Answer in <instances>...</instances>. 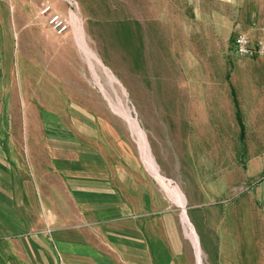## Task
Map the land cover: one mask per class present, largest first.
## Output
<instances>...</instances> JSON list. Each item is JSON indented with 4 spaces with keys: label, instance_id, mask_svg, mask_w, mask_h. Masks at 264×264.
I'll use <instances>...</instances> for the list:
<instances>
[{
    "label": "rangeland",
    "instance_id": "rangeland-1",
    "mask_svg": "<svg viewBox=\"0 0 264 264\" xmlns=\"http://www.w3.org/2000/svg\"><path fill=\"white\" fill-rule=\"evenodd\" d=\"M6 2L3 31L19 64L0 100L16 107L19 132L29 118L34 137L17 143L24 164L27 149L39 165L48 158L39 118H62L135 158L185 210L202 264H264V86L232 88L227 78L264 58L233 51L238 33L264 43V0ZM131 121L183 207L146 166Z\"/></svg>",
    "mask_w": 264,
    "mask_h": 264
},
{
    "label": "crops",
    "instance_id": "crops-1",
    "mask_svg": "<svg viewBox=\"0 0 264 264\" xmlns=\"http://www.w3.org/2000/svg\"><path fill=\"white\" fill-rule=\"evenodd\" d=\"M5 3L0 92L19 64L3 31ZM255 62L227 75L232 88L264 86V58ZM15 108L0 100V264H194L180 212L135 158L47 115L38 124L48 158L39 165L27 149L25 165L17 143L34 136L26 113L19 132Z\"/></svg>",
    "mask_w": 264,
    "mask_h": 264
},
{
    "label": "bare ground",
    "instance_id": "bare-ground-1",
    "mask_svg": "<svg viewBox=\"0 0 264 264\" xmlns=\"http://www.w3.org/2000/svg\"><path fill=\"white\" fill-rule=\"evenodd\" d=\"M79 43L83 47V48L81 47L82 49L88 50L86 48L85 43L82 40H80ZM128 117L129 116L127 115L126 118L129 120ZM132 123H134L133 124V127H132V130L137 135L138 144H139V147L141 149V152H143L144 159H145V162L147 164L146 166H148L150 168V170L152 171V173L154 175H156L160 179V181L163 183V185H164V182H163L164 179L161 176H159V174H158L159 172L157 173L156 164L154 163V161H153V159L151 157V154H150V151H149V147H148L147 142L145 140L146 137L144 136L143 132L140 130V128L138 127V125H135L136 124L135 122H132ZM164 189L167 192V194H169V196H171L173 198L174 202L178 206L183 207L185 200H184L183 195L181 194V192L177 188H169L168 185H164ZM180 216H181L182 225L185 228L184 230H185L186 235H187V236L186 235L185 236L189 238V240H190V242H191V244L193 246V249L195 251L196 261H197L196 263L197 264H202L201 255H200V249H199V245H198L197 238L194 235V232H193V230L191 228V225L188 222L187 217H186L185 213L183 212V210H181Z\"/></svg>",
    "mask_w": 264,
    "mask_h": 264
},
{
    "label": "built area",
    "instance_id": "built-area-1",
    "mask_svg": "<svg viewBox=\"0 0 264 264\" xmlns=\"http://www.w3.org/2000/svg\"><path fill=\"white\" fill-rule=\"evenodd\" d=\"M58 18H54L53 21H57ZM58 27L61 30L65 29L62 21H58ZM233 51L238 56L244 57H255L264 55V43L259 42V44L255 47L253 46L248 37L242 33H238L235 35L233 40Z\"/></svg>",
    "mask_w": 264,
    "mask_h": 264
},
{
    "label": "water",
    "instance_id": "water-1",
    "mask_svg": "<svg viewBox=\"0 0 264 264\" xmlns=\"http://www.w3.org/2000/svg\"><path fill=\"white\" fill-rule=\"evenodd\" d=\"M183 212L185 213V210L183 209Z\"/></svg>",
    "mask_w": 264,
    "mask_h": 264
}]
</instances>
